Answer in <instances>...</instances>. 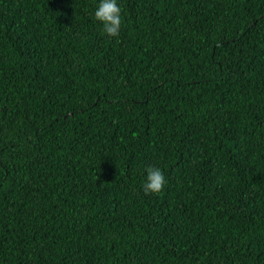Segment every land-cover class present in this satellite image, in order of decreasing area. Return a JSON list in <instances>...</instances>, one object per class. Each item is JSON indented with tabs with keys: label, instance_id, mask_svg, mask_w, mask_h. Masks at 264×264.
Returning a JSON list of instances; mask_svg holds the SVG:
<instances>
[{
	"label": "trees",
	"instance_id": "1",
	"mask_svg": "<svg viewBox=\"0 0 264 264\" xmlns=\"http://www.w3.org/2000/svg\"><path fill=\"white\" fill-rule=\"evenodd\" d=\"M99 2L0 0V264H264V0Z\"/></svg>",
	"mask_w": 264,
	"mask_h": 264
},
{
	"label": "clouds",
	"instance_id": "2",
	"mask_svg": "<svg viewBox=\"0 0 264 264\" xmlns=\"http://www.w3.org/2000/svg\"><path fill=\"white\" fill-rule=\"evenodd\" d=\"M94 19L101 22L103 32L110 37L119 35L122 20L121 8L117 0H100L94 11ZM165 177L158 167L149 166L146 168V177L142 185V190L147 195L163 190Z\"/></svg>",
	"mask_w": 264,
	"mask_h": 264
}]
</instances>
